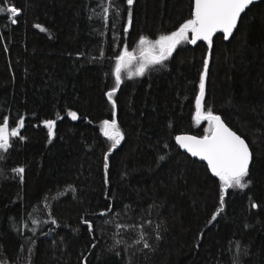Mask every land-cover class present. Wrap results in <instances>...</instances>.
Instances as JSON below:
<instances>
[{
    "label": "trees",
    "instance_id": "trees-1",
    "mask_svg": "<svg viewBox=\"0 0 264 264\" xmlns=\"http://www.w3.org/2000/svg\"><path fill=\"white\" fill-rule=\"evenodd\" d=\"M191 2L0 0L20 10L15 23L0 12V123L23 117L0 152V264H264V0L227 41L190 45L189 30L149 64L154 41L192 19ZM202 74L201 110L251 154L246 187L224 188L223 203L220 178L174 140L209 133L193 120ZM113 118L115 148L102 132Z\"/></svg>",
    "mask_w": 264,
    "mask_h": 264
},
{
    "label": "snow or ice",
    "instance_id": "snow-or-ice-1",
    "mask_svg": "<svg viewBox=\"0 0 264 264\" xmlns=\"http://www.w3.org/2000/svg\"><path fill=\"white\" fill-rule=\"evenodd\" d=\"M131 4L132 0H128ZM252 3V0H195V8L192 13L193 18L185 21L180 25L179 29L172 32L170 35H162L156 41L154 45L158 46V55L154 56L149 64H158L164 61L171 55L173 49L184 40L188 39L187 33L189 30L192 33L191 43H196L198 39L207 40L210 42V38L217 30H223L225 38L232 32L236 26L237 19L245 8ZM10 12L12 14V23H15L14 17L19 14V9L14 6H9L7 9L0 8V12ZM35 27L41 28L40 25ZM41 30H45L41 28ZM145 37L140 38V44L147 43ZM114 70L117 87L121 83V69L127 67L128 63L133 59L132 54L126 50L118 56ZM205 69H207L208 61L204 62ZM144 71V65L137 70V74H142ZM204 74L200 78V93L196 97V115L194 119L197 123L200 120L206 119L215 122L214 127L211 129L210 135H205L202 138H196L192 136H178L176 139L180 145L186 148L194 156H201L208 162L212 172L220 178L223 182L221 203H223V189L229 187L244 188L246 184L243 183V179L248 174V167L250 161L249 147L240 136L230 131L227 127L220 122L218 116H214L209 109L205 114L201 111L202 99L204 97ZM115 88L107 93L109 100H112V95L115 92ZM113 107L115 103L113 102ZM72 119L77 118V114L69 112ZM115 115V114H113ZM45 125L49 129V135L53 134L54 121H44ZM19 127L23 126V117L19 122ZM102 132L104 136L113 140L112 148L120 143L122 134L119 131L115 118L112 121H102ZM18 131L16 128L12 129L11 136H17ZM23 137H21L22 139ZM10 146L9 132H8V118L4 117V122L0 125V149L7 150ZM105 168L107 165V155L105 156ZM18 173L23 172V168L14 169ZM253 207H256L254 204ZM219 211V209L217 210ZM215 219V215L213 216ZM147 247V245H145Z\"/></svg>",
    "mask_w": 264,
    "mask_h": 264
},
{
    "label": "water",
    "instance_id": "water-1",
    "mask_svg": "<svg viewBox=\"0 0 264 264\" xmlns=\"http://www.w3.org/2000/svg\"><path fill=\"white\" fill-rule=\"evenodd\" d=\"M256 1H258V0H252V3H254V2H256ZM250 5V4H249ZM248 5V6H249ZM247 6V7H248ZM246 7V8H247ZM194 8H195V0H192V2H191V14L193 13V11H194ZM243 13V12H242ZM241 13V14H242ZM240 14V15H241ZM192 18H193V16H192ZM238 19H239V17H238ZM238 19H237V22H238ZM236 25H237V23H236ZM236 27V26H235ZM235 27L233 28V30H232V32L228 35V37L227 38H225V33L223 32V30H217L216 32H214L213 34H212V36H211V38L214 36V35H216V34H221V36H222V40L223 41H227L228 39H229V37L232 35V33H233V31H234V29H235ZM210 38V39H211ZM191 39H192V33L190 32V34H189V40H188V43L190 44V45H194L195 43H191L190 41H191ZM197 42H203V43H208L209 44V41H207V40H203V39H198L197 41H196V43ZM198 93H200V90H199V92ZM199 95V94H198ZM197 95V96H198ZM214 116H218L219 118H220V116L218 115V114H213ZM220 122L221 123H223V125L225 126V127H227L230 131H232V132H234V133H236L235 131H233L231 128H229L223 121H222V119L220 118ZM214 124H215V122H214ZM214 124H213V126L211 127V129L214 127ZM18 125H19V123H18ZM211 129H210V131H209V133L208 134H205V135H210L211 134ZM237 134V133H236ZM205 135H201V136H198V135H195V134H192V133H189V132H180V133H177L176 135H175V137H174V140H175V142L178 144V146L187 154V155H189L190 157H192V158H194V159H196V160H198V161H201V162H203L205 165H206V167H207V169H208V171H209V173L210 174H212V175H215L213 172H212V170H211V168H210V166L208 165V162L206 161V160H204L201 156H194V155H192V153L191 152H189L186 148H184V147H182L181 145H180V143L177 141V137L178 136H192V137H196V138H202V137H204ZM238 136H240L239 134H237ZM241 137V136H240ZM241 139H243L242 137H241ZM244 140V139H243ZM245 141V140H244ZM246 143V142H245ZM249 152H250V150H249ZM250 158H251V156H250ZM249 163H250V161H249Z\"/></svg>",
    "mask_w": 264,
    "mask_h": 264
},
{
    "label": "rangeland",
    "instance_id": "rangeland-1",
    "mask_svg": "<svg viewBox=\"0 0 264 264\" xmlns=\"http://www.w3.org/2000/svg\"><path fill=\"white\" fill-rule=\"evenodd\" d=\"M150 59H151V58H150ZM143 61H145V58H144ZM129 65H130V63H128L127 67L122 68V69H124L123 71H126L127 69H129ZM141 65H142V64H141ZM141 65L138 66V69L141 67ZM128 73H129V72H128ZM201 111H202L203 113L206 114V112H204L203 110H201ZM195 115H196V99H195V101H194V111H193V120L196 122V120L194 119ZM199 122L206 124V125L209 127V131H210L211 127H212L213 124H214L213 121H209V120H206V119H202V120H200ZM2 124H3V123L1 122L0 125H2ZM44 125H45V123H44ZM45 126H46V125H45ZM46 127H47V126H46ZM14 128H16V129L18 130L20 127H19L18 125H17V126H13V127H8L9 138H10V135H11V131H12V129H14ZM47 130H48V133H49V129H48V127H47ZM209 131H208V132H209ZM2 151H3V149H0V152H2Z\"/></svg>",
    "mask_w": 264,
    "mask_h": 264
},
{
    "label": "flooded vegetation",
    "instance_id": "flooded-vegetation-1",
    "mask_svg": "<svg viewBox=\"0 0 264 264\" xmlns=\"http://www.w3.org/2000/svg\"><path fill=\"white\" fill-rule=\"evenodd\" d=\"M199 94V93H198Z\"/></svg>",
    "mask_w": 264,
    "mask_h": 264
}]
</instances>
